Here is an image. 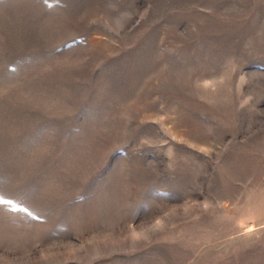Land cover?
Instances as JSON below:
<instances>
[{
  "label": "rangeland",
  "instance_id": "rangeland-1",
  "mask_svg": "<svg viewBox=\"0 0 264 264\" xmlns=\"http://www.w3.org/2000/svg\"><path fill=\"white\" fill-rule=\"evenodd\" d=\"M0 264H264V0H0Z\"/></svg>",
  "mask_w": 264,
  "mask_h": 264
}]
</instances>
